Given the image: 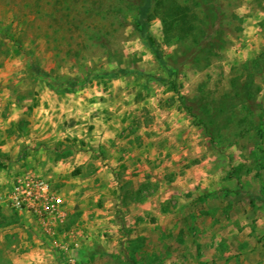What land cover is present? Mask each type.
Listing matches in <instances>:
<instances>
[{"label": "rangeland", "instance_id": "obj_1", "mask_svg": "<svg viewBox=\"0 0 264 264\" xmlns=\"http://www.w3.org/2000/svg\"><path fill=\"white\" fill-rule=\"evenodd\" d=\"M177 1L202 31L177 40L151 10L162 66L134 28L144 0H0V118L16 104L46 123L37 101L56 96L74 104L70 133L108 124L109 149L137 164L87 174L101 213L69 209L59 233L94 228L63 247L38 246L35 219L2 203L0 264H264V0Z\"/></svg>", "mask_w": 264, "mask_h": 264}, {"label": "crops", "instance_id": "obj_2", "mask_svg": "<svg viewBox=\"0 0 264 264\" xmlns=\"http://www.w3.org/2000/svg\"><path fill=\"white\" fill-rule=\"evenodd\" d=\"M36 105L39 108L35 106V109L37 107V110L52 117L48 122H41L35 117V120L31 118L30 124L25 125L20 116L16 117L14 114L19 112L18 114L24 116L25 119L23 113L27 108L21 105L16 107V104L9 109V114L0 118V205L2 203L8 205L6 198L11 180L13 181L18 175L29 173L49 180L55 188L61 187L62 190H67V214L70 209L76 213L75 216H79L81 219L96 218L101 212L93 206L89 208L83 203L88 201L91 196L90 186L93 179L90 176L94 173L121 171L129 166L133 168L137 165L136 161L128 162L127 152L120 149L117 140H115V148L109 149V145H112L110 139L114 140V136L109 135L108 124H105L100 130H95L93 134L70 133L74 132L73 117L70 113L73 103L58 102L56 96H53L50 100L47 97L41 98V101H37ZM12 108L14 110L19 108V111L13 110L12 114ZM53 112L55 118L52 115ZM52 119H55V123L52 122ZM19 124L24 127L20 132H17L16 127ZM80 139L92 145L90 146L92 148L101 143L102 147L104 145L102 153L97 154V150L92 148H79ZM86 146L85 144L84 147ZM131 157L136 160L138 156L131 154ZM88 173L91 175H87ZM17 213L30 216L23 212L17 211ZM0 220L2 221L1 218ZM96 220L94 219L90 223L93 224ZM37 226H39L40 234L33 235L34 238L36 235L38 236L34 241L38 243V246L45 247L44 236H48V234L43 232L39 224ZM92 228L94 226L86 227L84 224L78 228V231L72 228L67 233H59V228H57L53 235H49L53 241H47L50 245L63 247L62 236L70 237L75 232L82 234L84 230ZM14 231L15 229L11 231L10 226H7L3 230V235H9Z\"/></svg>", "mask_w": 264, "mask_h": 264}, {"label": "built area", "instance_id": "obj_3", "mask_svg": "<svg viewBox=\"0 0 264 264\" xmlns=\"http://www.w3.org/2000/svg\"><path fill=\"white\" fill-rule=\"evenodd\" d=\"M8 205L18 212L33 217L43 232L53 235L67 219L64 200L60 192L47 179L33 174L14 178L7 195Z\"/></svg>", "mask_w": 264, "mask_h": 264}, {"label": "trees", "instance_id": "obj_4", "mask_svg": "<svg viewBox=\"0 0 264 264\" xmlns=\"http://www.w3.org/2000/svg\"><path fill=\"white\" fill-rule=\"evenodd\" d=\"M151 1L144 0L143 4L138 7L134 28L145 44L152 50L154 57L162 66H166V61L155 45V40L149 30V14L151 10H156V13L159 14L164 33L177 40L187 38L197 43L202 30L195 10L187 5L181 4L177 0H154L153 3ZM33 71H37L39 75L46 77L39 68L33 67ZM51 86L59 91L69 90V87L61 84L52 83ZM258 197L261 196L259 195ZM261 201L264 203V198Z\"/></svg>", "mask_w": 264, "mask_h": 264}]
</instances>
